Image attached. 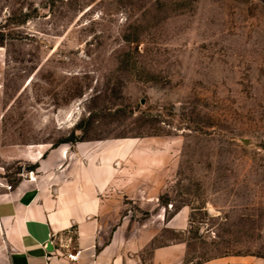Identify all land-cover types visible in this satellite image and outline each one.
Listing matches in <instances>:
<instances>
[{
  "label": "rangeland",
  "instance_id": "374dc122",
  "mask_svg": "<svg viewBox=\"0 0 264 264\" xmlns=\"http://www.w3.org/2000/svg\"><path fill=\"white\" fill-rule=\"evenodd\" d=\"M110 140L155 243L264 264V0H0V192L18 151Z\"/></svg>",
  "mask_w": 264,
  "mask_h": 264
},
{
  "label": "crops",
  "instance_id": "0c3cea01",
  "mask_svg": "<svg viewBox=\"0 0 264 264\" xmlns=\"http://www.w3.org/2000/svg\"><path fill=\"white\" fill-rule=\"evenodd\" d=\"M132 147L110 140L18 151L15 159L35 168L0 192V264H191L184 240L157 244L149 223L137 227L124 214L133 200ZM187 216L179 210L158 226L182 233ZM77 251L75 262L65 257ZM199 264L252 261L225 256Z\"/></svg>",
  "mask_w": 264,
  "mask_h": 264
},
{
  "label": "built area",
  "instance_id": "2783aa9c",
  "mask_svg": "<svg viewBox=\"0 0 264 264\" xmlns=\"http://www.w3.org/2000/svg\"><path fill=\"white\" fill-rule=\"evenodd\" d=\"M80 252H75L74 254L66 253L65 257L70 261V262H75L79 258Z\"/></svg>",
  "mask_w": 264,
  "mask_h": 264
},
{
  "label": "water",
  "instance_id": "95a60500",
  "mask_svg": "<svg viewBox=\"0 0 264 264\" xmlns=\"http://www.w3.org/2000/svg\"><path fill=\"white\" fill-rule=\"evenodd\" d=\"M45 249L46 251H51V243H47Z\"/></svg>",
  "mask_w": 264,
  "mask_h": 264
},
{
  "label": "trees",
  "instance_id": "16d2710c",
  "mask_svg": "<svg viewBox=\"0 0 264 264\" xmlns=\"http://www.w3.org/2000/svg\"><path fill=\"white\" fill-rule=\"evenodd\" d=\"M34 168H35V166H34V165H32V166H31V169H33V170H34Z\"/></svg>",
  "mask_w": 264,
  "mask_h": 264
}]
</instances>
